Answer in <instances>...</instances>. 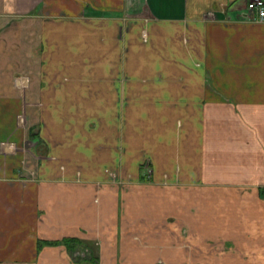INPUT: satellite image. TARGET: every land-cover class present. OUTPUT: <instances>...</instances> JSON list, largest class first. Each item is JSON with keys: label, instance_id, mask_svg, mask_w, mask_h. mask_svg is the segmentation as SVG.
Masks as SVG:
<instances>
[{"label": "crops", "instance_id": "1", "mask_svg": "<svg viewBox=\"0 0 264 264\" xmlns=\"http://www.w3.org/2000/svg\"><path fill=\"white\" fill-rule=\"evenodd\" d=\"M246 2L0 0V264H264Z\"/></svg>", "mask_w": 264, "mask_h": 264}, {"label": "built area", "instance_id": "2", "mask_svg": "<svg viewBox=\"0 0 264 264\" xmlns=\"http://www.w3.org/2000/svg\"><path fill=\"white\" fill-rule=\"evenodd\" d=\"M246 11L253 15L255 21L264 22V0H247Z\"/></svg>", "mask_w": 264, "mask_h": 264}]
</instances>
